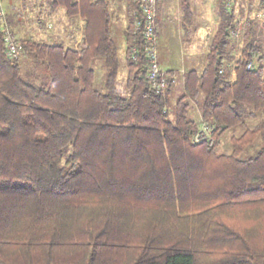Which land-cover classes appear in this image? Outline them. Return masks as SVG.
<instances>
[{"label":"trees","instance_id":"1","mask_svg":"<svg viewBox=\"0 0 264 264\" xmlns=\"http://www.w3.org/2000/svg\"><path fill=\"white\" fill-rule=\"evenodd\" d=\"M39 1L83 27L77 47L15 39L19 55L44 65L38 82L7 55L0 20V264H264V27L246 18L240 49L230 33L264 0L216 1L205 65L185 73L174 119L169 85L150 87L132 0L127 95L116 86L111 0ZM182 10L189 18L186 0ZM191 102L211 143L194 140Z\"/></svg>","mask_w":264,"mask_h":264},{"label":"rangeland","instance_id":"2","mask_svg":"<svg viewBox=\"0 0 264 264\" xmlns=\"http://www.w3.org/2000/svg\"><path fill=\"white\" fill-rule=\"evenodd\" d=\"M128 1V0H127ZM126 0H112L111 12L112 22L111 29L112 34L117 42L118 54H119V67L116 80L117 90L122 95L128 94V88L126 85L127 79V66L125 57V36L123 29L127 23L128 5ZM194 0H191L193 3ZM217 0H212V6L209 9V5L203 2H195L193 12L189 18L180 17V11L168 9L164 4L160 6L158 14L159 33L156 40V50L158 55L159 65L163 70H173L176 76L171 74L173 85L171 93L169 94V116L174 119L175 104L179 97L183 94V77L181 69L189 70L195 67H199L200 57H194V54H199L201 48L205 43V39H210L215 30L216 25V5ZM229 0H225L227 3ZM232 1V0H230ZM258 0H253L254 4ZM248 0H244V6H246ZM233 4V1H232ZM257 5V4H256ZM263 6H257L251 11H247L244 7V12L237 21V27H242L243 21L246 18L255 20L263 24L258 17L256 9H260ZM0 9L4 13V17L8 14H14L11 23V31L14 34L15 39L18 42H23L26 39L44 40L51 43H64L65 46L77 47V39H79L80 31L78 28L79 17L67 16L63 7L51 8L48 3L40 2L39 0H0ZM172 15H171V14ZM69 21V22H68ZM83 22V21H82ZM206 22V23H204ZM205 25H204V24ZM83 27V26H82ZM82 32V31H81ZM239 37L233 38L238 40V45L241 42ZM262 39L264 42V28ZM76 44V45H75ZM197 56V55H195ZM234 56V54H233ZM236 58V56H234ZM22 72L29 73L40 82L46 80L47 72L44 65L35 62L27 54H20L18 56ZM234 60L230 61L227 65L232 66ZM95 71V86L97 88H103L105 81L106 68L101 58H96L92 63ZM201 96L198 100H201ZM200 105V102H199ZM199 105L195 103L190 104L187 109V117L195 122H200ZM240 126L235 129L226 131L221 139L220 150H227L229 147V138L232 135L239 134ZM250 151L253 153L258 147H252Z\"/></svg>","mask_w":264,"mask_h":264},{"label":"built area","instance_id":"3","mask_svg":"<svg viewBox=\"0 0 264 264\" xmlns=\"http://www.w3.org/2000/svg\"><path fill=\"white\" fill-rule=\"evenodd\" d=\"M136 4V9L132 10L134 17V32H139L141 39L143 41V52L147 58V78L150 84V87L157 92L164 91V89L173 81V77L164 72L158 62V55L156 50V40L159 33L157 9L159 0H132ZM232 4V1H228L226 5L229 7ZM258 13V18L264 22V6L260 9H256ZM0 20L3 22V32H4V41L6 46L7 55L10 57H17L20 53V48L15 40V37L4 20V13L0 9ZM239 22V21H238ZM244 22V21H243ZM242 23V22H241ZM239 22V24H241ZM243 27V25H242ZM238 25L239 29H232L230 33L232 37L241 39L238 47L242 46V35L243 29ZM242 29V30H241ZM135 52V49L132 51ZM234 56L238 57L240 55V50L233 53ZM233 65V63L231 64ZM251 64L249 63V66ZM213 128L205 121H201L198 125V129L194 135L195 141H200L203 139L211 140Z\"/></svg>","mask_w":264,"mask_h":264},{"label":"crops","instance_id":"4","mask_svg":"<svg viewBox=\"0 0 264 264\" xmlns=\"http://www.w3.org/2000/svg\"><path fill=\"white\" fill-rule=\"evenodd\" d=\"M120 2H121V0H119ZM127 1V0H126ZM129 1V0H128ZM128 1H127V5H128ZM188 3H189V5H190V8H191V14H192V12H193V8H194V4L193 3H195V2H200V4H201V2H203V4L205 5L206 3L209 5V9L211 8V6H212V0H194L193 1V3H191V0H186ZM182 2H183V0H159V2H158V9H157V17H158V14H159V10H160V6L162 5V4H164L165 5V7L167 6L168 7V9H175L176 11H177V9L180 11V17H184V15H183V10H182ZM111 3H112V0H111ZM122 3V2H121ZM171 14V13H170ZM172 15V14H171ZM217 15V14H216ZM79 25H78V28H79V30L78 31H80V36H79V39H77V43H79L80 42V40H81V31H82V26H83V22H82V20L79 18ZM69 22V21H68ZM127 23H128V20H127ZM127 23L125 24V28L123 29V33H124V36H125V42H124V45H125V48H126V27H127ZM204 23H206V22H204ZM203 23V24H204ZM216 23H217V19H216ZM205 25V24H204ZM215 28H216V25H215ZM215 31V30H214ZM214 33V32H213ZM213 35V34H212ZM212 35H211V37H210V39L208 40V42H207V39H208V37L205 39V43H204V45H203V47L201 48V52L198 54H194L193 56L194 57H200V56H202V58H198L199 59V67L197 68V67H195L194 65H192V67L193 68H190V69H195L196 71H198L199 73L201 72V70H202V68L204 67V65H205V62H206V54H207V51H208V46H209V43H210V40H211V38H212ZM76 45V44H75ZM78 45V44H77ZM76 45V46H77ZM195 55H197V56H195ZM200 55V56H199ZM159 61V60H158ZM161 67V66H160ZM162 69V68H161ZM189 69V70H190ZM163 70V69H162ZM164 72H166V73H168V74H173L174 76H176V73L173 71V70H163ZM181 74H182V77H183V90H184V76H185V73L188 71V70H185V68H182L181 70ZM176 78H177V76H176ZM230 78L231 79H233L234 78V73L232 72L231 73V76H230ZM172 87H173V85L172 84H169V86H168V91H169V94L171 93V90H172ZM195 105L197 106V104L195 103ZM199 114H200V110H199ZM201 118V117H200ZM196 123H199V122H196Z\"/></svg>","mask_w":264,"mask_h":264}]
</instances>
